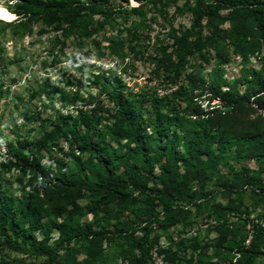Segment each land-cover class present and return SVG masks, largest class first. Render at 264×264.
<instances>
[{"label": "trees", "instance_id": "16d2710c", "mask_svg": "<svg viewBox=\"0 0 264 264\" xmlns=\"http://www.w3.org/2000/svg\"><path fill=\"white\" fill-rule=\"evenodd\" d=\"M6 1L1 21L13 35L38 25L59 42L82 45L103 36L121 62L139 53L142 33L155 20L150 10L165 17L174 4L190 20L171 29L153 56L156 69L176 82L169 91L126 92L118 76H95L106 100L66 115L25 112L39 132L4 144L0 166L16 172L18 193L0 181V249L15 255H1L0 264H150L154 245L167 264H219L218 249L239 254L232 264L264 256V227L246 230L240 215L264 204V0ZM229 50L242 64L233 78L221 67ZM212 56L218 65L208 78L187 70ZM251 57L257 67H246ZM61 96L69 104L77 98ZM192 209L223 218L207 229L220 242L211 255L198 236L174 241L166 233L170 242L161 246L159 234L152 235L154 227L187 232Z\"/></svg>", "mask_w": 264, "mask_h": 264}, {"label": "rangeland", "instance_id": "374dc122", "mask_svg": "<svg viewBox=\"0 0 264 264\" xmlns=\"http://www.w3.org/2000/svg\"><path fill=\"white\" fill-rule=\"evenodd\" d=\"M176 2L182 5L184 0H176ZM8 3L6 0H0V47L3 49L0 54L1 162L4 161L5 157L4 144L15 139L16 134L20 137L27 135L29 132H32L31 136L33 137L38 135V123L32 118L26 120L24 117L27 110L43 111L42 115L51 116L58 110L61 114L66 115L69 112L74 113V107L76 106L88 109L91 105H96L98 100H106V94L100 93L99 87L93 83L95 76H118L127 86L126 92L142 91L151 93L156 91L162 94L169 91V87H176V82H170L164 69H156L153 60L159 44L169 41V31L189 23V15L186 12L179 14L174 4L168 5L167 10L169 13L165 17L154 10L148 12V18H154L155 20H151L149 27L142 33L144 35L142 44L137 47L139 53L135 55L131 52L121 62L115 54L105 48L106 43L103 36L87 39L82 45L73 38L59 42L54 39L56 34L51 30L40 34V26L38 25L22 37L13 35L12 28L3 22L6 21L4 11L5 5ZM130 3L135 5L133 0H130ZM227 58L228 60L221 67L224 71V77L233 78L239 74L242 64L240 58L234 56L231 50H229ZM194 63L187 70L198 71L208 78L211 68L218 65V58L212 56L211 61L203 63L202 66L199 64L200 62ZM257 63L256 57H251L246 67L251 65L257 67ZM43 84H46L45 91H40L39 86ZM33 93L34 96H32ZM62 93L77 98L69 104L68 99L62 98ZM90 96L94 101H90ZM207 97L208 93L201 96L203 105H205ZM213 103H217V101L215 100ZM31 129L33 131H30ZM246 163L254 167L253 161ZM16 176L14 170L6 171L0 166V181L5 185H10L11 190L17 194ZM208 189L211 188L208 187ZM244 195L246 201L249 200L250 204H255L254 199L249 198L247 193ZM216 202L224 203L225 200L219 196ZM195 210L192 209V225L187 232L182 231L181 226L170 227L167 232L154 227L152 235L159 234V242L164 244L168 241V233L183 237L198 236L200 244L209 246L208 255H211L215 245L220 244V242L217 232L207 231V229L211 225L223 221V218L208 216L206 212L197 214ZM240 215L242 218L247 219L245 223L246 230L251 231L253 225L264 227V204L259 203L250 206L248 214L241 212ZM226 217L229 222L238 223L236 215L226 214ZM249 238L250 236L245 241L246 245L249 243ZM1 255L4 258L15 256L8 249H0ZM238 257L239 254L235 251L227 253L225 249H218L214 261H218L219 264H232ZM122 263L119 260L116 264ZM252 264H264V256L260 255Z\"/></svg>", "mask_w": 264, "mask_h": 264}, {"label": "built area", "instance_id": "2783aa9c", "mask_svg": "<svg viewBox=\"0 0 264 264\" xmlns=\"http://www.w3.org/2000/svg\"><path fill=\"white\" fill-rule=\"evenodd\" d=\"M173 237V240L175 241L178 236L175 234V235H172ZM170 241H167L165 244L164 243H158V245H161V246H166L168 245ZM156 246L157 245H154L151 249H150V264H166L164 258H163V255L162 254H159L157 252V249H156Z\"/></svg>", "mask_w": 264, "mask_h": 264}, {"label": "clouds", "instance_id": "9594fccd", "mask_svg": "<svg viewBox=\"0 0 264 264\" xmlns=\"http://www.w3.org/2000/svg\"><path fill=\"white\" fill-rule=\"evenodd\" d=\"M15 15V14H14Z\"/></svg>", "mask_w": 264, "mask_h": 264}]
</instances>
